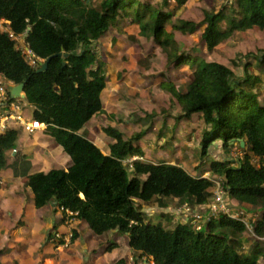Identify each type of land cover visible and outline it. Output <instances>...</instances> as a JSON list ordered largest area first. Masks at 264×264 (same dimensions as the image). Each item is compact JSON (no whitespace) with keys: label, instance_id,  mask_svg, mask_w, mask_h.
<instances>
[{"label":"trees","instance_id":"1","mask_svg":"<svg viewBox=\"0 0 264 264\" xmlns=\"http://www.w3.org/2000/svg\"><path fill=\"white\" fill-rule=\"evenodd\" d=\"M186 1L101 0L95 7L86 0H0V19L9 21L15 34L27 30L25 41L37 57L67 54L51 57L47 69L38 73L27 64L8 34L0 32V74L14 84L25 83V101L33 108L32 116L47 124L48 133L71 161L67 170L32 174L26 170L24 175L36 207L54 200L63 211L67 209L85 221L96 235L118 230L127 235L133 250L151 257L154 264H262L257 253L238 252L239 237L246 229L239 219L212 215L198 230L187 223L168 229L144 221L152 200L160 207L167 205L166 200H177L195 211L209 206L213 199L210 179L193 176L173 163L140 159L124 163L125 159L142 155L135 144L142 132L125 140L116 128L104 127L105 135L112 139L108 154L78 133L104 112L100 93L105 75L93 44L119 17L141 36L153 38L167 54L170 66L185 65L190 70L191 79L183 91L175 88L167 73L158 83L179 102L184 115L202 114V156L216 140L221 141L225 155L241 141L250 151L238 161L228 157L210 161L213 175L222 177L224 196L253 208L264 207V101L259 99L260 78L250 74L237 77L220 61L176 50L165 26L169 16ZM231 1L234 7L230 5L228 15L219 11L203 19L201 39L209 50L236 29L264 30V0ZM187 24L179 21L171 27L182 29ZM189 29L194 31L195 26ZM259 52L245 57L252 56L262 66L264 49ZM15 142L14 130L0 138V171L7 168L6 152L15 148ZM253 157L257 158L256 164ZM253 230L262 236L264 222L257 220Z\"/></svg>","mask_w":264,"mask_h":264},{"label":"rangeland","instance_id":"2","mask_svg":"<svg viewBox=\"0 0 264 264\" xmlns=\"http://www.w3.org/2000/svg\"><path fill=\"white\" fill-rule=\"evenodd\" d=\"M86 1L98 7L101 0ZM151 1L157 3V0ZM230 5L234 7L231 0H187L169 16L165 29L171 33L177 51H193L201 54L207 61H220L228 65L237 77H244L246 74L257 75L260 78L257 86L262 91L259 99L264 101V65H258L252 56L245 57L248 53L258 55L259 50L264 49V30L256 27L236 29L227 39L210 50L201 39L205 15L219 11L228 15ZM179 21H187L188 24L182 29H173L172 23ZM191 26H195L194 31L189 29ZM133 29L118 17L109 31L93 44L106 77L105 87L100 93L104 112L95 116L84 135L86 134L89 140L91 137L94 144L103 153L108 154L112 139L105 135L104 127L116 128L125 140L142 132V137L135 142L141 148L142 155L125 159L124 163L140 159L153 163L170 162L181 165L191 175L211 180L213 185L210 190L214 201L216 180L221 183L222 177L213 175L210 161L224 157L238 161L246 153L250 154V151L234 143L225 155L221 141L216 140L209 146L208 154L202 156V114L184 115L179 102L157 82L164 73L169 72L175 88L183 91L191 79L190 70L185 65L177 68L170 66L167 54L158 43L153 38L141 36ZM19 46L17 44V47ZM31 115V106H24L23 116ZM256 161L257 158L253 157L252 162L256 164ZM224 199L231 212L245 220L246 229L239 237L238 252L257 253L258 262L264 264V234L258 236L253 230L257 220L264 222L260 215L264 207L253 208L239 204L229 196H224ZM166 201L167 205L160 207L156 200H152V207L143 216L144 221L160 223L165 228L173 229L179 223L190 224L185 220L194 215H204L207 219L215 214V210L208 205L198 207L196 212L188 205L184 207L186 204H180L177 200ZM209 205L213 207L214 204L211 205L210 202ZM217 215L219 216L217 213L215 217L218 218ZM206 219L200 222V227ZM145 259L144 264H154L150 258Z\"/></svg>","mask_w":264,"mask_h":264},{"label":"crops","instance_id":"3","mask_svg":"<svg viewBox=\"0 0 264 264\" xmlns=\"http://www.w3.org/2000/svg\"><path fill=\"white\" fill-rule=\"evenodd\" d=\"M87 128L90 125L78 133L84 135ZM14 131L15 148L6 152L8 166L0 171V264H144L145 258L153 261L133 250L126 234L112 230L96 235L85 221L61 210L54 200L36 207L24 175L26 170L27 174L67 170L71 161L47 128L32 134L20 128ZM90 140L93 142L91 137ZM260 215L264 218V210ZM55 233L60 234L59 239ZM69 234V243L63 245Z\"/></svg>","mask_w":264,"mask_h":264},{"label":"built area","instance_id":"4","mask_svg":"<svg viewBox=\"0 0 264 264\" xmlns=\"http://www.w3.org/2000/svg\"><path fill=\"white\" fill-rule=\"evenodd\" d=\"M0 32H5L8 34L9 38L13 41H15L20 46L17 47L22 56L24 57L25 61L31 66L36 67L40 64L42 59L37 57L33 51L24 43L23 39L25 37V33L23 34H15L11 28L9 27V21L0 19ZM15 85L13 82L7 80L4 76L0 74V138L5 136L7 133H9L11 130H16L17 128L22 129L24 132L28 134H32L37 130H43L47 128V124L44 122H40L39 120L35 119L32 115L29 117L23 116V107L27 106L26 101L23 98L20 97H12L10 95V88L11 86ZM218 182V183H217ZM215 183V182H214ZM215 193H214V201L212 200L211 205H213L212 208L215 210L214 216L218 213L219 215H228L231 218L239 219L242 222H245V220L238 217L237 214H234L231 212V210L228 208V205H225V199H224V193L222 191V184L219 183L218 180H216L215 184ZM184 207H188L187 205H184ZM63 210V208H61ZM188 209H186L187 211ZM66 212H68L70 215L71 212L65 209ZM197 212V211H196ZM197 214V213H196ZM212 216V215H211ZM209 216V218L211 217ZM218 216V215H217ZM202 215H194L192 217L187 218L185 221L192 224L196 230L200 228V221H204L206 218ZM209 218L206 219V221L209 220ZM189 220L191 222H189ZM56 238H60L59 233H55ZM71 234H69L68 238L63 241V245H67L69 243Z\"/></svg>","mask_w":264,"mask_h":264},{"label":"water","instance_id":"5","mask_svg":"<svg viewBox=\"0 0 264 264\" xmlns=\"http://www.w3.org/2000/svg\"><path fill=\"white\" fill-rule=\"evenodd\" d=\"M55 55H57V56H62V55H63V57H66V56H67L66 53H65V54H62V52H59V53L54 54V55H52V56H49L48 58H46V59L40 64V67H39L36 71H37L38 73L45 71V70L47 69V66H48V62H49V60L51 59V57H53V56H55ZM64 63H65V62H63V65H64ZM24 84H25V83H19V84H15V85L11 86V88H10V95H11L12 97L25 98V94H24V91H23ZM241 146H242V147L244 146V142H243V141H241Z\"/></svg>","mask_w":264,"mask_h":264},{"label":"clouds","instance_id":"6","mask_svg":"<svg viewBox=\"0 0 264 264\" xmlns=\"http://www.w3.org/2000/svg\"><path fill=\"white\" fill-rule=\"evenodd\" d=\"M23 33H25V37H24V39H23V41H24V43L27 45V43H26V41H25V38H26V35H27V30H25ZM23 33H20V34H23ZM15 42V41H14ZM15 45H16V48H17V43L15 42ZM18 49V48H17ZM19 50V49H18ZM20 51V50H19ZM21 53V52H20ZM22 55V54H21ZM24 58V57H23ZM41 59V58H40ZM25 60V59H24ZM43 61L45 60V59H42ZM43 61H41L40 62V64L43 62ZM28 64V63H27ZM40 64L38 65V66H36V67H32V68H36V69H38L39 67H40ZM29 65V64H28ZM30 66V65H29ZM23 99H25V98H23Z\"/></svg>","mask_w":264,"mask_h":264}]
</instances>
